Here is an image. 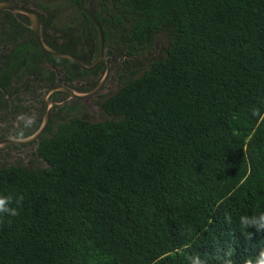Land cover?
Returning <instances> with one entry per match:
<instances>
[{
    "label": "trees",
    "instance_id": "16d2710c",
    "mask_svg": "<svg viewBox=\"0 0 264 264\" xmlns=\"http://www.w3.org/2000/svg\"><path fill=\"white\" fill-rule=\"evenodd\" d=\"M48 1L94 59L98 32L80 0ZM84 4L105 48L141 57L162 39L165 54L122 77L108 120L60 124L41 147L46 167L0 169V264H257L264 0ZM36 44L25 52L48 56Z\"/></svg>",
    "mask_w": 264,
    "mask_h": 264
},
{
    "label": "flooded vegetation",
    "instance_id": "af4514ba",
    "mask_svg": "<svg viewBox=\"0 0 264 264\" xmlns=\"http://www.w3.org/2000/svg\"><path fill=\"white\" fill-rule=\"evenodd\" d=\"M0 1L35 13L48 46L52 44L61 49L57 51L80 56L77 58L84 64L90 62L86 66L93 64L95 58L90 59L58 26L55 8L37 6L35 0ZM30 24L26 12L0 10V169L46 167L41 147L60 124L73 117L108 120L110 116L103 105L122 86L124 68L137 71L140 66H150L166 50L156 46L149 55L136 57L106 47L97 66L91 70L79 67L84 71L80 72L77 64L69 60L34 55V49L25 52L27 42L37 43ZM112 75L114 78L106 82Z\"/></svg>",
    "mask_w": 264,
    "mask_h": 264
},
{
    "label": "water",
    "instance_id": "95a60500",
    "mask_svg": "<svg viewBox=\"0 0 264 264\" xmlns=\"http://www.w3.org/2000/svg\"><path fill=\"white\" fill-rule=\"evenodd\" d=\"M80 5H81L83 12L91 20V22L94 24V26L96 27L97 32H98L97 52H96L95 60H94L93 64L90 66H86L80 59H78L77 57H75L71 54L64 53L61 51H57V50L51 48L50 46H48L43 41V38L41 35V21H40V18L35 13L28 12L25 10H21L20 8L14 6L12 3L7 2V1H0V10L26 12L27 16L29 17L30 23H31L30 24L31 30L34 33V36L36 38V41H37L40 49L45 54L53 56V57H58V58L69 60V61L77 64L83 70H91L103 60V53L105 50L104 35H103V32H102V29H101L99 22L94 18V16L86 8V6L84 4V0H80Z\"/></svg>",
    "mask_w": 264,
    "mask_h": 264
},
{
    "label": "rangeland",
    "instance_id": "374dc122",
    "mask_svg": "<svg viewBox=\"0 0 264 264\" xmlns=\"http://www.w3.org/2000/svg\"><path fill=\"white\" fill-rule=\"evenodd\" d=\"M36 5L37 6H48L50 9H54L56 7V4L53 3H48L46 0H35ZM62 18H60L57 23L60 24ZM158 48L162 49L166 47V44L164 43V41L162 39L159 40L158 44H157ZM163 56V55H162ZM161 56V58H162ZM148 60V58H147ZM146 64V63H145ZM144 64V65H145ZM149 67V64H147L146 66H140L137 71H135L134 69H131L129 67H127V69L124 68V75H123V79H125L126 77L129 76H133V77H139L140 75H142L144 73V71ZM135 71V72H134ZM114 78V76H110L108 77V79L106 80V82L111 81ZM122 79V80H123ZM119 89V88H118ZM91 121L94 122H100V121H104V120H94V119H89Z\"/></svg>",
    "mask_w": 264,
    "mask_h": 264
},
{
    "label": "clouds",
    "instance_id": "9594fccd",
    "mask_svg": "<svg viewBox=\"0 0 264 264\" xmlns=\"http://www.w3.org/2000/svg\"><path fill=\"white\" fill-rule=\"evenodd\" d=\"M6 200L0 199V213L7 211L6 208ZM17 211L15 209L12 210L11 215H16ZM257 264H264V253L261 254V258L257 261Z\"/></svg>",
    "mask_w": 264,
    "mask_h": 264
}]
</instances>
